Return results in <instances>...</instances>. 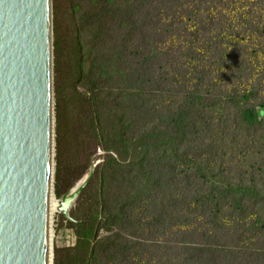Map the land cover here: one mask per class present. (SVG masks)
Wrapping results in <instances>:
<instances>
[{
    "label": "trees",
    "instance_id": "obj_1",
    "mask_svg": "<svg viewBox=\"0 0 264 264\" xmlns=\"http://www.w3.org/2000/svg\"><path fill=\"white\" fill-rule=\"evenodd\" d=\"M125 1L54 0L56 196L104 151L67 222L70 253L80 264H264V92L223 88L238 27L264 38V18L249 22L254 10L236 0H193L171 8L168 27L184 30L165 38L161 9L176 0ZM224 99L262 139L217 131ZM135 106L143 125L126 115ZM217 136L260 150L263 169L216 162ZM229 225L244 252L223 236Z\"/></svg>",
    "mask_w": 264,
    "mask_h": 264
},
{
    "label": "water",
    "instance_id": "obj_2",
    "mask_svg": "<svg viewBox=\"0 0 264 264\" xmlns=\"http://www.w3.org/2000/svg\"><path fill=\"white\" fill-rule=\"evenodd\" d=\"M53 0H0V264H54ZM97 163L58 200L70 212Z\"/></svg>",
    "mask_w": 264,
    "mask_h": 264
},
{
    "label": "rangeland",
    "instance_id": "obj_3",
    "mask_svg": "<svg viewBox=\"0 0 264 264\" xmlns=\"http://www.w3.org/2000/svg\"><path fill=\"white\" fill-rule=\"evenodd\" d=\"M118 1L123 2V0H118ZM180 1L181 0H176L175 2L173 1V3L171 4L168 3L166 6H164V8L161 9V11H164V17H165L163 25L161 26V31H164L165 38L169 36L170 34L168 33L170 32L169 30H179L177 32L178 34L176 38L180 37L181 30H184V24H181V23L180 25L175 26L174 27L175 29L168 27L169 19L167 16L171 15V8L176 6L177 4L189 6L192 4L193 0H183L184 2H180ZM135 2L136 0H126L124 3L132 4L135 6H138L141 3V2L139 3L137 2L136 4ZM176 2H180V3H176ZM242 2L248 9L254 10L253 15L249 18L250 19L249 22L252 21V19L257 20L260 17L264 18V0H236L234 3L238 5L239 3H242ZM81 5L83 8L87 7L86 2L81 3ZM53 7H54V0H53ZM132 8L136 9L137 7H132ZM243 9L244 7L242 6L241 8H238L237 10H235L230 15V20L231 21L235 20L237 15L242 13ZM250 28H251V25H249V23L247 24L243 23L242 27L240 26L238 27V29H240L239 33L241 34L243 40L239 48L236 49V51H232L234 53V57L230 61L231 68L224 71L226 73V76L223 79L224 81L223 88L224 89L228 88L230 90L232 89L231 91L233 93H236L237 91H243L244 90L243 86H247L255 91L264 92V38H260L259 35L253 34L254 31L250 30ZM151 31H158V30L151 29L148 32H151ZM176 38H174L173 40H175ZM176 41L178 40L176 39ZM54 42H55V34H54ZM54 62H55V59H54ZM225 64H228V62ZM241 73L245 74L244 83L239 82L238 75ZM136 96L137 98H134V95L131 96L128 94L126 97H128L131 103H134V101L141 99L143 97H146V95H136ZM146 98L147 100L149 99V97H146ZM153 98L154 97H152V99ZM55 99H56V91H55ZM254 101L255 100L253 99L249 102L250 104L249 103L248 104L251 105ZM222 102L223 103L219 105V109L215 112L216 113L215 118L217 120V123H216L217 131L218 130L221 131V127L224 126L226 130L227 131L230 130V132L231 130L237 129L238 130L237 134L241 137V141L255 139V138L262 139L261 135L260 136L259 135H248L247 133H245L244 125L241 124L239 118H237V116L235 115L234 113L235 111L231 107L230 101L228 99H224ZM240 103H244V101ZM67 106L69 105L67 104ZM70 111L73 113L72 109ZM81 111L82 110H80V112ZM75 112L76 111L74 110V114ZM125 112L128 117H136L137 115H139L137 119V123L139 125H143L146 123V119L144 117H140L141 112L138 110V108H136V106L133 108L129 107ZM164 113L166 114V112ZM103 117L107 118L106 113L103 114ZM103 120L105 121V119ZM165 120H168V119L165 118L164 120H162V122L164 124L168 123V121H165ZM205 127H208V126H205ZM227 134L228 133L226 134L224 132L222 133L223 136ZM220 136H217L216 141L214 142V147H216L217 154H218L216 162L223 160V162H225V165H228V164L232 166L234 165L233 166L234 168H237L238 166H243L244 168H247L248 166H254L258 170L263 169L264 166L262 167L260 150L255 149L252 146L244 147V145L240 143L227 142L229 139L231 140L229 136L221 137V138ZM252 144L256 145V143H252ZM56 145H57V142H56ZM219 153L221 154L220 157H219ZM102 154H104V151L99 150L95 155L91 157L90 164L91 162H95L97 164L101 163L103 159L100 158L99 156H101ZM56 155H57V150H56ZM88 171H89V168L87 172ZM87 172L85 174H87ZM84 175L82 177H84ZM76 206H77V203L71 209V212ZM259 206H262V203H260ZM71 212H70V216H71ZM248 219H252V217H249ZM67 222H70V221L66 220L64 217H59L58 214L53 215L54 264H80L81 263L80 257L77 255L80 253L77 250H75L74 252L72 251L70 253L71 249L76 248V234L74 230L68 226ZM223 236L230 238L231 244L238 245V249L241 252L245 251L244 244H243L244 242H238L237 239H235L236 231L231 229L230 225L223 232ZM251 241H255V240L253 239ZM65 250H68L69 253H65L64 252ZM56 252L58 253L56 254ZM55 257L58 258V261L56 263H55Z\"/></svg>",
    "mask_w": 264,
    "mask_h": 264
},
{
    "label": "bare ground",
    "instance_id": "obj_4",
    "mask_svg": "<svg viewBox=\"0 0 264 264\" xmlns=\"http://www.w3.org/2000/svg\"><path fill=\"white\" fill-rule=\"evenodd\" d=\"M57 208H58V200H57V198H55V199H53V202H52L53 215L57 214Z\"/></svg>",
    "mask_w": 264,
    "mask_h": 264
}]
</instances>
